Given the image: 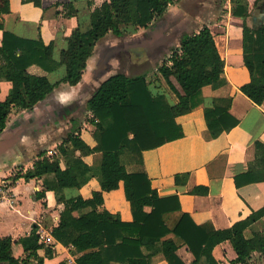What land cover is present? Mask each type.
Here are the masks:
<instances>
[{"label":"trees","instance_id":"1","mask_svg":"<svg viewBox=\"0 0 264 264\" xmlns=\"http://www.w3.org/2000/svg\"><path fill=\"white\" fill-rule=\"evenodd\" d=\"M176 1L180 0L103 2L80 21L78 28L67 38V47L62 50L59 62L54 59L53 43L46 45L41 38L29 40L5 31L0 45V82L8 81L12 88L6 99L0 101V133L7 128L16 109H34L61 83L78 85L96 45L108 34L123 37L148 28ZM233 1L238 3L234 15L245 18L244 58L250 74V82L244 84L241 91L255 104L262 105L264 26L254 30L246 21L261 0H247L245 4H242L244 0ZM24 2L42 6L41 0ZM65 6L71 9L69 16L77 15L72 4ZM10 12V0H0V13ZM0 29H4L1 22ZM33 65L47 72L65 66L66 73L60 80L52 82L46 75L31 73L29 68ZM224 68L215 36L208 27L185 36L180 48L159 66L155 80L118 73L102 82L91 95L86 112L92 114L88 121L95 128L96 147L89 146L75 126L58 146L56 154L41 153L32 169L16 175V179L27 181L44 179V189L39 197H46L51 191L57 203L64 204L52 236L68 247L76 259L74 263L65 261L61 264H154V258L159 254L168 264H186L178 255L183 246L193 254L190 264H222L214 252L226 241L237 254L232 264H248L255 252L264 256V232L256 231L250 238L245 235L250 226L264 218V207L224 230L197 225L187 213L171 229L164 216L181 210L179 198L161 197L158 186L144 169L145 151L184 137L178 119L199 105L204 87H219L226 82ZM154 85L165 88L175 104L166 93L156 92ZM231 107L232 99L229 98L217 99L212 107L204 109L210 139H216L240 124L231 113ZM255 148L264 150V144L256 142ZM94 153H100L101 160L98 166L92 167L83 161V157ZM125 158H130L140 169L129 171ZM189 176L188 173L176 175V184H186ZM94 178L100 188L93 190L90 197L78 195L66 199L65 188L81 189ZM262 180L264 176L249 172L237 176L236 185ZM120 192L129 206L130 220L123 219L120 211L113 210L114 195ZM192 192L206 194L200 188ZM171 234L173 238L169 237ZM15 243L21 244L25 257L14 255ZM63 252L60 245L41 242L37 225L19 241L10 236L0 239V264H30L32 260L44 264L45 258Z\"/></svg>","mask_w":264,"mask_h":264},{"label":"crops","instance_id":"2","mask_svg":"<svg viewBox=\"0 0 264 264\" xmlns=\"http://www.w3.org/2000/svg\"><path fill=\"white\" fill-rule=\"evenodd\" d=\"M105 1L41 0L42 6L39 7L33 2L10 0L11 12L0 13V22L4 26V29H0V45L5 31L29 40L41 38L46 45L54 44V59L59 62L62 50L67 47V38L78 28L80 21L85 20L94 8ZM69 4L78 11L77 15H68L71 9L65 5ZM237 5L233 0L176 1L148 28L123 37L108 34L98 42L78 85L61 83L34 109H16L13 119L0 133H19L15 148L0 161V180L9 181L12 189L10 201L0 203V239L10 236L14 241H19L37 225L41 241L64 248L62 254L45 258L44 264L75 262L76 258L70 249L52 236V230L59 224L64 204H58L51 191L47 192L46 197H39L44 189V179H16L18 173L15 172L25 173L32 169L35 160L43 152L49 156L56 154L58 146L75 126L81 138L92 148L96 147L95 128L88 121L92 114L86 112V104L101 83L118 73L128 77L146 76L155 80L159 66L171 57L175 49L180 48L182 39L199 33L204 27H208L215 36L219 53L225 62L226 82L219 87L206 86L202 89L199 105L190 114L178 119L184 137L145 151L144 169L154 185L158 186L161 197L179 198L181 210L164 216L171 229L187 213L197 225L224 230L263 208L264 180L239 187L236 185V177L249 172L264 176V150L255 148L256 142L264 144V103L255 104L241 91V87L250 82V74L244 58L245 18L234 15L233 10ZM246 21L254 30L264 26V0L253 9ZM63 68L66 73L65 66L47 72L33 65L29 71L46 75L52 82H56L65 73L55 80L51 76ZM11 88L10 82H0V101L6 99ZM153 88L156 92L168 95L162 86L156 88L154 85ZM168 98L175 104L169 95ZM229 98L232 99L231 113L240 124L220 137L210 139L204 109L212 107L217 99ZM100 160V153L83 157V161L92 167L98 166ZM124 162L131 172L140 169L130 158H125ZM187 173L190 174L188 182L177 185L175 176ZM99 188L94 178L81 189L69 187L63 193L66 199L78 195L87 198L93 190ZM196 188L206 194H195L192 191ZM114 204L113 210L120 211L123 219H132L122 192L114 195ZM147 210L151 211V208ZM256 231L264 232V218L250 226L245 235L250 238ZM169 237L173 238L174 235ZM13 252L16 257H25L19 243L14 244ZM214 253L222 264H232L237 257L229 241L218 246ZM178 255L186 264L194 259L186 246L179 249ZM153 263L168 264L162 254L157 255ZM30 264H37V261L32 260ZM248 264H264V256L255 252Z\"/></svg>","mask_w":264,"mask_h":264},{"label":"water","instance_id":"3","mask_svg":"<svg viewBox=\"0 0 264 264\" xmlns=\"http://www.w3.org/2000/svg\"><path fill=\"white\" fill-rule=\"evenodd\" d=\"M19 133H14L9 135V133H3L0 135V161H3L5 155L15 148L16 143L18 142Z\"/></svg>","mask_w":264,"mask_h":264},{"label":"built area","instance_id":"4","mask_svg":"<svg viewBox=\"0 0 264 264\" xmlns=\"http://www.w3.org/2000/svg\"><path fill=\"white\" fill-rule=\"evenodd\" d=\"M10 184L11 183L6 179L0 180V203H3L4 201H10V195L12 194V189Z\"/></svg>","mask_w":264,"mask_h":264},{"label":"rangeland","instance_id":"5","mask_svg":"<svg viewBox=\"0 0 264 264\" xmlns=\"http://www.w3.org/2000/svg\"><path fill=\"white\" fill-rule=\"evenodd\" d=\"M65 73V69L63 68V69H61L59 72H57V73H55V74H53L52 76H51V79L52 80H55L57 77H60V76H62L63 74ZM84 98H86V96H84ZM84 101V100H83ZM83 101H81V102H83ZM84 103H85V101H84ZM83 104V103H82ZM85 105L83 104V107H84ZM82 108V107H81ZM83 109V108H82ZM80 114V113H79ZM16 174L17 173H20L19 171L17 172H15Z\"/></svg>","mask_w":264,"mask_h":264}]
</instances>
